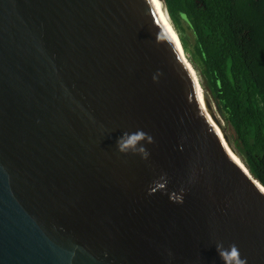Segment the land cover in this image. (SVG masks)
I'll return each mask as SVG.
<instances>
[{"label":"water","instance_id":"obj_1","mask_svg":"<svg viewBox=\"0 0 264 264\" xmlns=\"http://www.w3.org/2000/svg\"><path fill=\"white\" fill-rule=\"evenodd\" d=\"M223 128L164 0H0V264H264Z\"/></svg>","mask_w":264,"mask_h":264},{"label":"trees","instance_id":"obj_2","mask_svg":"<svg viewBox=\"0 0 264 264\" xmlns=\"http://www.w3.org/2000/svg\"><path fill=\"white\" fill-rule=\"evenodd\" d=\"M164 2L230 145L264 187V0Z\"/></svg>","mask_w":264,"mask_h":264},{"label":"clouds","instance_id":"obj_3","mask_svg":"<svg viewBox=\"0 0 264 264\" xmlns=\"http://www.w3.org/2000/svg\"><path fill=\"white\" fill-rule=\"evenodd\" d=\"M160 6H163V0H158ZM145 4L148 6L149 14L155 9L156 5L153 0H145ZM147 137V141L151 142V137L147 136L143 131H136L134 133L125 132L117 140V148L120 152H126L131 146H135L139 141L144 140ZM139 151H145L143 147L139 148ZM216 252L222 261V264H247V260L241 258L238 247L235 244H230L227 247L223 242L217 241L215 244Z\"/></svg>","mask_w":264,"mask_h":264},{"label":"snow or ice","instance_id":"obj_4","mask_svg":"<svg viewBox=\"0 0 264 264\" xmlns=\"http://www.w3.org/2000/svg\"><path fill=\"white\" fill-rule=\"evenodd\" d=\"M153 3L156 5V8L159 9L160 5L158 3V0H153Z\"/></svg>","mask_w":264,"mask_h":264},{"label":"rangeland","instance_id":"obj_5","mask_svg":"<svg viewBox=\"0 0 264 264\" xmlns=\"http://www.w3.org/2000/svg\"><path fill=\"white\" fill-rule=\"evenodd\" d=\"M187 35L189 36L190 35V33L187 31ZM214 102V101H213ZM219 114V113H218ZM219 116H220V114H219ZM220 118H221V116H220ZM221 120H222V122H223V124H224V126L226 127V124H225V122L223 121V119L221 118Z\"/></svg>","mask_w":264,"mask_h":264},{"label":"bare ground","instance_id":"obj_6","mask_svg":"<svg viewBox=\"0 0 264 264\" xmlns=\"http://www.w3.org/2000/svg\"><path fill=\"white\" fill-rule=\"evenodd\" d=\"M241 161V160H240ZM242 163V162H241ZM242 166H243V164H242ZM244 167V166H243ZM244 169H245V167H244Z\"/></svg>","mask_w":264,"mask_h":264}]
</instances>
